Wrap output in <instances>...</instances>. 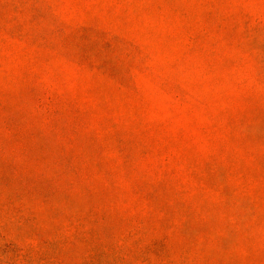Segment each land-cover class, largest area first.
Instances as JSON below:
<instances>
[{
	"label": "rangeland",
	"instance_id": "obj_1",
	"mask_svg": "<svg viewBox=\"0 0 264 264\" xmlns=\"http://www.w3.org/2000/svg\"><path fill=\"white\" fill-rule=\"evenodd\" d=\"M221 236L264 241V0H0V264Z\"/></svg>",
	"mask_w": 264,
	"mask_h": 264
},
{
	"label": "crops",
	"instance_id": "obj_2",
	"mask_svg": "<svg viewBox=\"0 0 264 264\" xmlns=\"http://www.w3.org/2000/svg\"><path fill=\"white\" fill-rule=\"evenodd\" d=\"M249 239V242H240L225 236L216 237L212 252L199 254L196 264H264V241Z\"/></svg>",
	"mask_w": 264,
	"mask_h": 264
}]
</instances>
